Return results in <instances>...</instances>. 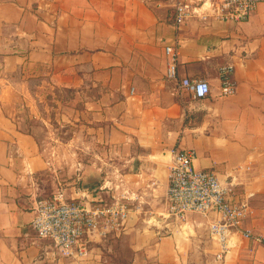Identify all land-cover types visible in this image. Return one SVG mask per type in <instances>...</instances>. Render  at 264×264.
<instances>
[{
    "label": "crops",
    "instance_id": "crops-1",
    "mask_svg": "<svg viewBox=\"0 0 264 264\" xmlns=\"http://www.w3.org/2000/svg\"><path fill=\"white\" fill-rule=\"evenodd\" d=\"M173 3L0 0V264H264V246L237 234L219 259L213 218L177 222L164 207L169 150L192 149L198 169L237 184L249 204L244 227L264 238V2L242 23L191 17L179 29ZM176 44L178 80H207V98L180 94L167 78L164 49ZM225 64L237 85L228 97L219 93ZM32 80L76 92L74 112L95 156L116 162L95 188L123 184L138 198L125 231L84 261L45 255L32 229L50 167L34 135L4 109L12 90Z\"/></svg>",
    "mask_w": 264,
    "mask_h": 264
},
{
    "label": "built area",
    "instance_id": "built-area-1",
    "mask_svg": "<svg viewBox=\"0 0 264 264\" xmlns=\"http://www.w3.org/2000/svg\"><path fill=\"white\" fill-rule=\"evenodd\" d=\"M263 2L174 0V26L179 29L191 17L242 23ZM164 51L168 61L166 76L176 82L180 94H187L193 100L207 98L211 93L207 80H178L179 45L168 46ZM233 74L234 66L231 64L219 68L220 96L228 97L236 93ZM169 155L171 167L164 207L170 218L177 222H184L191 214L205 219L213 218L208 232L221 248V253L217 255L219 259L227 252L228 242L235 234L264 246V238L244 227L249 204L246 198L240 197L233 180L223 181L214 169H198L194 165L196 154L192 149L174 146L169 150ZM121 185L112 186L110 183L84 190L81 180L77 179L70 195L60 187L50 195L36 198L32 229L39 239L46 242L44 254L84 261L90 257L95 244L122 234L131 213L130 206L138 198L132 197L128 190L120 189Z\"/></svg>",
    "mask_w": 264,
    "mask_h": 264
},
{
    "label": "rangeland",
    "instance_id": "rangeland-1",
    "mask_svg": "<svg viewBox=\"0 0 264 264\" xmlns=\"http://www.w3.org/2000/svg\"><path fill=\"white\" fill-rule=\"evenodd\" d=\"M22 76L18 73L14 79ZM16 90L4 101V109L20 128L34 135L49 163L50 171L43 177V195L60 187L70 195L77 179L85 182L86 178L106 177V172L114 169L116 162L95 156L99 148L74 112L80 104L76 92L52 88L36 80L27 81Z\"/></svg>",
    "mask_w": 264,
    "mask_h": 264
},
{
    "label": "water",
    "instance_id": "water-1",
    "mask_svg": "<svg viewBox=\"0 0 264 264\" xmlns=\"http://www.w3.org/2000/svg\"><path fill=\"white\" fill-rule=\"evenodd\" d=\"M90 178H86L85 179V182H81V187L84 189V190H91L93 188H95L96 186H98V183H99V179H95L93 178V180H89Z\"/></svg>",
    "mask_w": 264,
    "mask_h": 264
}]
</instances>
